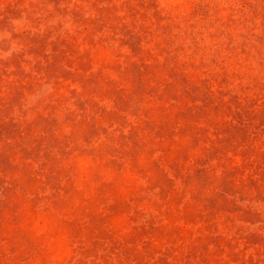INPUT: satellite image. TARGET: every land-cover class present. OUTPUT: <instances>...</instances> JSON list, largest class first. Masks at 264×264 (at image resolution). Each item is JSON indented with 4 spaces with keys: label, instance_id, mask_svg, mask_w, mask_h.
<instances>
[{
    "label": "rangeland",
    "instance_id": "obj_1",
    "mask_svg": "<svg viewBox=\"0 0 264 264\" xmlns=\"http://www.w3.org/2000/svg\"><path fill=\"white\" fill-rule=\"evenodd\" d=\"M0 264H264V0H0Z\"/></svg>",
    "mask_w": 264,
    "mask_h": 264
}]
</instances>
